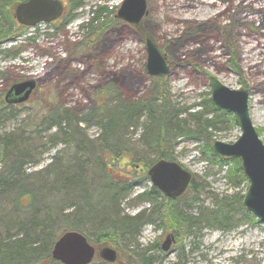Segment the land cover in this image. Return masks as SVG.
Masks as SVG:
<instances>
[{"label": "rangeland", "instance_id": "obj_1", "mask_svg": "<svg viewBox=\"0 0 264 264\" xmlns=\"http://www.w3.org/2000/svg\"><path fill=\"white\" fill-rule=\"evenodd\" d=\"M60 1L59 17L21 25L15 39L0 47L15 52L0 53V170L16 165L0 185V261L22 237L38 238L43 250L44 235L54 239L67 222H76L98 249L90 237L95 223L144 213L138 233L121 238L117 261L95 255L90 264H264V223L242 203L248 180L240 161L210 148L213 140L233 142L240 128L231 112L212 100L217 110L208 106L209 76L229 88H246L252 123L264 142V0H232L230 20L218 0H146L137 25L116 17L123 0ZM242 11L252 16L238 21ZM146 36L173 66H181L163 80L172 112L165 142L167 153L192 174L175 205L197 218L167 251L160 245L170 230L148 222L152 202L144 196L154 187L146 167L157 159L146 143L154 128L144 106L154 91L145 68ZM26 79L37 81V90L23 103L7 104L9 86ZM107 84L116 100L105 98L106 91L98 97L99 86ZM115 104L120 109L143 104L107 143L122 148L108 170L112 180L119 173L132 177L127 191L115 182L113 189H103L97 164L108 153L100 147V108ZM120 109L111 110L112 116H122ZM202 109L207 113L199 114ZM85 194L95 216L85 215ZM164 198L161 193L158 201ZM221 205L231 212L225 227L209 219Z\"/></svg>", "mask_w": 264, "mask_h": 264}, {"label": "water", "instance_id": "obj_2", "mask_svg": "<svg viewBox=\"0 0 264 264\" xmlns=\"http://www.w3.org/2000/svg\"><path fill=\"white\" fill-rule=\"evenodd\" d=\"M63 4L60 0H23L14 7L17 23L33 26L39 22H50L60 16ZM146 13V0H123L117 18L137 25ZM146 72L149 76L169 74V65L164 55L150 37L145 38ZM211 100L219 108L232 112L240 134L233 142L213 140L212 152L224 158H238L248 180L242 203L260 222L264 223V142L258 135L249 113V93L244 87L229 88L214 76H209ZM36 87L34 79L18 81L9 86L4 95L8 104L25 102ZM146 174L152 185L164 197L175 200L180 197L190 184L192 174L175 160L160 158L148 166ZM174 242L173 234L165 236L160 247L169 250ZM99 256L107 263H113L117 251L108 246L98 250L86 236L76 230H67L53 242L51 258L61 264H90L94 256Z\"/></svg>", "mask_w": 264, "mask_h": 264}, {"label": "trees", "instance_id": "obj_3", "mask_svg": "<svg viewBox=\"0 0 264 264\" xmlns=\"http://www.w3.org/2000/svg\"><path fill=\"white\" fill-rule=\"evenodd\" d=\"M21 1L23 0H0V47L1 44L12 41L18 35L19 28L21 25L16 22L13 12L15 5ZM95 15L96 16L98 15L97 12ZM10 49L9 48L0 49V53L5 52V53H10L11 55H15V52H11ZM163 80H165V77L163 76L154 77L152 79L153 84L151 86V89L154 90L153 95L144 104L145 107L147 105L146 109L149 111L150 114L149 120L153 121V125H154L153 126L154 128H151L152 129L151 135L148 134V137L146 138L147 141L146 143L148 144V146L154 147L156 149L155 151L157 153V159L164 158V159L173 160V157L169 155L166 151V142H165V135H166L165 131L167 125L166 121L167 118L170 119L172 118V112L169 111L171 108L169 109L167 108L168 107L167 96H166L167 91ZM109 90H115V89L113 88V86L107 85V87H104L102 90L99 91L98 97L104 96L103 92L106 91L105 98L107 99L113 98L114 100H116L114 93L111 94V96L109 95ZM208 100L210 101L208 106L211 109H216L215 105L211 102V99ZM140 107H143V104L141 106L139 104L132 106L126 105L123 109L122 108L120 109L119 105L117 104L105 109L103 107L100 108L102 112L99 115V119H100V126L102 129V135L104 138L103 139L104 141L100 144V147L103 149L105 147L106 151L108 150V153L106 154L107 157L104 162L102 163L99 162L98 160L99 157H97V164L99 163V168L101 173V184L104 185L103 189L104 187H107L109 190L113 189V187L115 186L114 182L122 183V186L120 187L121 191L122 189L124 191L131 189V185L133 183L131 176L119 173L120 180L119 179L112 180L110 178L111 174L109 172L110 170H108V166L111 165L112 163L114 164L115 160L119 157L122 148L117 147L119 146L118 145L119 143H117L116 141L114 143V146L109 145L107 143L109 141L110 134H113L114 132L118 131L120 129V126L125 122H127V120H129L128 115L137 112ZM117 108L120 109L122 115V116H118V118L112 116L113 113H111V110ZM205 113H207V109H202V111L199 112V114H205ZM192 116H196V114H193ZM214 120H217V116H215V118H212L210 120H205V122L212 123ZM174 123L176 124L175 126L179 125L178 121ZM132 125H135V122ZM148 126L149 124L146 125V129L148 128ZM223 160L224 159L221 158V162ZM154 161H152V163ZM15 166L16 165L13 164L10 168L6 167L5 169L0 170L1 186H3V184L5 183L9 175L10 169L14 168ZM114 177L116 178V176ZM84 196H85L84 199L85 204L88 206L87 208L89 209V211L86 212L85 215L87 217L90 216L92 217V213H93L95 216L96 212L92 210L90 207L92 205H90L89 202L87 203L88 201L87 195L85 194ZM144 196H146L147 199L152 202V208H151L152 212L150 216L153 217L152 218L150 217L151 219L148 220L149 223H154L155 225H161L162 223L165 224L170 230V233L173 234L175 239L177 237H182L183 235L190 233L191 231L190 229L193 227L194 221L197 218L192 213L183 211L176 207L175 203L179 198L172 200L165 197L163 200L161 199V201H158V198L161 197V192L155 187H153L149 191L144 192ZM210 215L211 217L209 219L211 221L216 222L221 227H225L228 220H230L229 217L231 216V212L229 211L228 208H226V205H221L220 207H217L216 210L211 211ZM143 218H144V213H139L135 216L124 215L120 218L117 217L116 219L107 221L106 223H102L101 221H98L97 223L94 224L95 232L94 234L90 235L91 240L95 245H98L99 248L105 245L114 248L117 251V258L115 260L117 261L118 257H121V252L123 251L121 238L125 235L137 234L139 231L138 224ZM67 230H76L82 233L84 236H86L85 233L81 231V228L78 226L76 222H67V224H65L62 227V230L58 233L57 236H55L54 239L51 236H48L46 234L44 235V244H45L44 247L46 248V249L44 248L45 250L43 249L44 251L37 248L36 239L38 238L22 237L19 240H16L15 242L16 244L13 247L9 246L8 248H6V252L2 253L1 255L0 264L2 263L61 264L60 262L55 261L51 258V249L53 242L57 239V237ZM41 251H43L42 254L40 253ZM127 259L128 261L132 262V255H130V253H127ZM145 264H149V262H146Z\"/></svg>", "mask_w": 264, "mask_h": 264}, {"label": "flooded vegetation", "instance_id": "obj_4", "mask_svg": "<svg viewBox=\"0 0 264 264\" xmlns=\"http://www.w3.org/2000/svg\"><path fill=\"white\" fill-rule=\"evenodd\" d=\"M218 1H220V4H223L224 5V9L221 11V12H225V15L227 16L226 18L228 19V20H230L229 18L230 17H228V13H229V11H230V6L229 5H231L230 4V2H232V0H218ZM215 1L213 2V7L215 6ZM207 5H209V4H207ZM220 16V15H219ZM221 18V17H220ZM219 22H220V20H218V21H216L215 22V24L216 25H218L219 24ZM163 54V53H162ZM164 55V54H163ZM164 57H165V59H166V62L168 63V65H169V74H167V75H165V76H163V77H165V78H167V77H169L170 76V74H171V72H172V70H177V69H181V66H173L172 65V63H170L169 62V60H168V58L164 55ZM72 63H73V60H68V64H71L72 65ZM194 68L196 69V70H198V68L196 67V66H194ZM149 76V75H148ZM154 77H161L160 75L159 76H153V77H151V78H154ZM37 81H36V87H35V90H37L36 88H37ZM107 85H110V84H107ZM57 86H58V84H57ZM105 87V85L103 86V85H101V86H99V90H102L103 88ZM55 88V87H54ZM30 96H31V94H30ZM30 96H29V98H30Z\"/></svg>", "mask_w": 264, "mask_h": 264}, {"label": "bare ground", "instance_id": "obj_5", "mask_svg": "<svg viewBox=\"0 0 264 264\" xmlns=\"http://www.w3.org/2000/svg\"><path fill=\"white\" fill-rule=\"evenodd\" d=\"M256 1V0H255ZM251 2V1H250ZM258 3V2H257ZM191 4V2H189L188 1V5H190ZM207 4H209V3H206V2H200V5L201 6H203V5H207ZM243 13V11L241 12V14L239 15V20L238 21H242L243 19H247L249 16H252V14L251 13H247V14H242ZM219 48V47H218ZM216 49V48H215ZM262 82H263V85H264V74H263V76H262Z\"/></svg>", "mask_w": 264, "mask_h": 264}]
</instances>
